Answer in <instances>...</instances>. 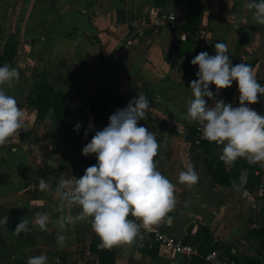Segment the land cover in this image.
Wrapping results in <instances>:
<instances>
[{
    "label": "crops",
    "instance_id": "obj_1",
    "mask_svg": "<svg viewBox=\"0 0 264 264\" xmlns=\"http://www.w3.org/2000/svg\"><path fill=\"white\" fill-rule=\"evenodd\" d=\"M245 3L0 0V63L7 43L13 41L17 52L12 66L20 73L5 87L24 110L23 127L10 143L0 145V217L8 216L6 225H0V264H27L29 256L42 252L48 264H101L100 254L91 250L99 236L90 222L66 228L63 247L57 242L55 223L46 230L30 225L32 231L19 235L13 231L37 211L49 212L54 222L58 219L59 198L54 191L39 189L41 177L54 189L61 179L83 175L90 164L82 148L102 128L99 124L93 132L95 119L108 124L109 116L140 92L148 97L150 110L138 123L158 134L162 147L157 166L176 184V207L161 228L194 239L206 251L217 245L213 249L233 261L229 252L241 262H264V163L238 158L225 164L219 159L222 145L207 139L195 142V121L186 115L190 83L198 71L190 61L200 51L213 55L216 51L202 49L200 36L213 45L225 41L232 62L251 64L264 84V25L254 21ZM171 11L177 13L174 28L168 22L154 23V15ZM44 83L52 87V97L49 112L41 118L29 98L36 99ZM210 88L216 94V86ZM239 95L233 81L216 98L238 106ZM56 99L63 108L60 114L53 106ZM206 99L209 105L215 102ZM251 107L264 113V97ZM188 161L199 173L191 188L178 181V172ZM242 169L248 170L247 182L237 190L232 181L239 182ZM78 210L70 211L75 215ZM106 249L115 255L113 259L104 253L113 264H212L200 249L191 259L166 255L159 243L148 241L143 228L131 244Z\"/></svg>",
    "mask_w": 264,
    "mask_h": 264
},
{
    "label": "clouds",
    "instance_id": "obj_2",
    "mask_svg": "<svg viewBox=\"0 0 264 264\" xmlns=\"http://www.w3.org/2000/svg\"><path fill=\"white\" fill-rule=\"evenodd\" d=\"M245 7L257 24L264 25V0H246ZM215 54L200 51L191 64L198 65L197 79L190 83L191 97L187 100V117L202 124V138L222 145L219 159L230 165L238 158L249 164L264 163V113L251 105L264 97L261 84L251 64H233L229 46L225 41L215 43ZM17 67L0 63V145L11 142L23 127L24 110L6 85L19 79ZM237 81L239 105L216 98L220 89ZM216 86V94L210 85ZM259 94V95H258ZM207 98L213 99L209 105ZM150 110L148 97L140 92L124 108L116 109L109 116V123L96 130L82 154H95L97 162L88 166L83 175L61 179L54 189L41 177V191H54L59 202L60 214L54 222L47 211H37L31 221L23 218L14 233L32 231L30 225L46 230L50 224L58 226L57 242H66L64 230L77 222H90L99 236V248L131 244L141 235V228L150 230L176 207V184L159 168L156 157L162 147L158 134L138 121ZM81 127L80 123L75 126ZM91 127V125H90ZM247 169H242L239 182L232 181L237 190L247 182ZM199 180V173L191 161L185 162L178 172V181L189 188ZM78 207L75 215L70 211ZM130 217H134L130 218ZM8 216L0 217L6 225ZM27 264H48L46 253L29 256Z\"/></svg>",
    "mask_w": 264,
    "mask_h": 264
},
{
    "label": "built area",
    "instance_id": "obj_3",
    "mask_svg": "<svg viewBox=\"0 0 264 264\" xmlns=\"http://www.w3.org/2000/svg\"><path fill=\"white\" fill-rule=\"evenodd\" d=\"M153 18L155 24H165L168 22L174 28L175 22L177 20V13L175 11H171L167 15H154ZM185 36L186 35H183L182 38H185ZM199 39L201 40L199 46L202 49L215 51V47L209 39L204 36H200ZM256 76L259 81L260 77L257 74ZM193 124L197 129L195 142L197 144H200L202 140H204L201 135L202 124H200L198 121L193 122ZM163 220H161L160 223L153 225L150 230H145L146 237L148 238V241L150 243H159L164 250V253L168 256L177 253L185 256L188 259H191L194 255H198L200 253L199 247L194 239H187L185 237L178 236L173 232L163 230L161 228ZM205 259L207 261H210L212 264H246L244 262H235L231 260L220 249H213L208 251L205 255ZM261 264H264V262Z\"/></svg>",
    "mask_w": 264,
    "mask_h": 264
},
{
    "label": "trees",
    "instance_id": "obj_4",
    "mask_svg": "<svg viewBox=\"0 0 264 264\" xmlns=\"http://www.w3.org/2000/svg\"><path fill=\"white\" fill-rule=\"evenodd\" d=\"M17 52V47H16V44L15 42L13 41H9L6 45V49H5V53L3 55V62L4 63H9L11 65H13V58L15 56ZM41 91L42 93H40L36 99H31L29 98V103L34 106L37 111H38V117H44L46 116V114L49 112L50 110V100H51V97H52V87L47 84V83H44L42 84L41 86ZM54 107L58 108L59 110V114L61 112V110H63V108L59 109L60 107V103H59V100L56 99L55 102H54ZM102 125V128L104 126L107 125V123L105 121H103L102 119L100 118H96L95 119V124H94V128H93V132L95 131V128L98 127V125ZM101 128V129H102ZM87 163L92 165V164H95L97 161H96V155L95 154H90L87 159H86ZM217 175L219 174V171L216 172ZM223 174L225 175L226 178L229 177V173H225L223 172ZM216 175V179L220 181V178H218V176ZM253 177V180H255L257 177L253 174L252 175ZM227 183H230V182H227ZM100 242V238L98 237H95L94 240H93V243H92V246H91V250H97L95 252H98L100 254V261H101V264H113L112 262L110 263V261H108L105 257H104V253H108V254H111L106 248H99L97 247V244ZM198 245V243H197ZM200 247L199 249L202 251L203 255H204V259H205V255L208 251H206L203 247H202V244H199ZM217 245H214L213 247L210 248L213 249V248H216ZM209 250V251H210ZM230 255L235 259L234 261L236 262H241V258H238L237 256H233L231 252H229ZM112 255V254H111ZM113 259L115 258V255L113 254L112 255ZM232 259V258H231ZM246 264H261L259 261L255 262V261H251V260H245L244 261ZM263 263V262H262Z\"/></svg>",
    "mask_w": 264,
    "mask_h": 264
}]
</instances>
